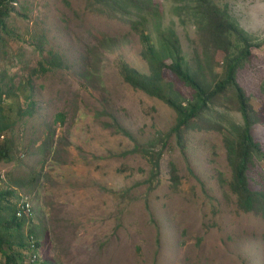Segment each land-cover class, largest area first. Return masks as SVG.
Returning <instances> with one entry per match:
<instances>
[{
    "label": "rangeland",
    "instance_id": "1",
    "mask_svg": "<svg viewBox=\"0 0 264 264\" xmlns=\"http://www.w3.org/2000/svg\"><path fill=\"white\" fill-rule=\"evenodd\" d=\"M152 2L160 20L90 0H17L12 36L0 46V79L17 96L5 101L12 131L0 142L11 144L12 160L0 163V188L14 191V204L20 196L31 204L22 232H34L49 264H264V217L242 211L229 189L224 136L242 124L231 94L186 133L183 152L171 135L176 114L121 78L123 64L150 74L142 34L158 50L157 29L177 34L191 66H223L184 4ZM214 3L235 20L231 0ZM248 35L258 46L236 80L257 114L251 134L264 151V38ZM164 78L193 99L169 71ZM30 103L32 115L20 118ZM136 145L163 151L156 175ZM246 177L264 191V160Z\"/></svg>",
    "mask_w": 264,
    "mask_h": 264
},
{
    "label": "trees",
    "instance_id": "2",
    "mask_svg": "<svg viewBox=\"0 0 264 264\" xmlns=\"http://www.w3.org/2000/svg\"><path fill=\"white\" fill-rule=\"evenodd\" d=\"M97 5L108 6L117 12L128 14L125 9L138 11L142 20H147L155 12L152 0H90ZM174 3L184 4L181 9L187 11L195 20L203 43L222 55L223 66L220 72L213 73V64L203 67L201 63L195 68L190 65L183 55L181 42L176 33L169 30L157 29L158 50L151 44L150 36L142 34L146 50L142 53L149 75H143L123 64L120 75L125 84L134 91L141 92L150 98L164 103L176 114V125L171 135L176 138L177 145L184 152L186 133L196 130L203 123L204 114L217 106L221 100L231 94L236 110L240 113L242 124H233L228 135L224 136L227 162L231 169L229 189L236 197L237 206L245 213H254L264 217V191L250 189L246 173L255 160H264V151L251 134V129L259 120L250 97L236 80L237 71L251 59L253 47L258 45L238 26L229 15L227 8H220L214 0H173ZM17 0H0V46L6 45L5 36L11 37L9 20L15 12L14 4ZM146 17V19H145ZM160 20V19H159ZM159 24H157L158 26ZM59 58L53 56L51 64H58ZM41 69L45 72L43 65ZM165 71L177 77L194 95L192 100H186L178 92L170 88L164 78ZM208 76V77H207ZM17 96L12 89L5 90V84L0 79V140L12 131L11 121L6 114L5 101ZM34 103H30L26 111L19 109L20 118L31 116ZM131 138V136L122 131ZM147 151L136 145L133 153H140L148 158L156 175L163 151ZM12 160L11 144L4 140L0 142V163L8 164ZM174 182L178 180L176 170L172 171ZM14 191L0 188V264H27L28 238L35 239L36 248L39 244L37 236L32 230L23 234L22 229L28 218L16 216L17 207L12 202ZM46 262V261H45ZM45 264H49L46 262Z\"/></svg>",
    "mask_w": 264,
    "mask_h": 264
},
{
    "label": "clouds",
    "instance_id": "3",
    "mask_svg": "<svg viewBox=\"0 0 264 264\" xmlns=\"http://www.w3.org/2000/svg\"><path fill=\"white\" fill-rule=\"evenodd\" d=\"M255 8L264 9V0H257L256 4H251L250 0H231V12L237 26L247 34L264 38V15L252 11Z\"/></svg>",
    "mask_w": 264,
    "mask_h": 264
},
{
    "label": "built area",
    "instance_id": "4",
    "mask_svg": "<svg viewBox=\"0 0 264 264\" xmlns=\"http://www.w3.org/2000/svg\"><path fill=\"white\" fill-rule=\"evenodd\" d=\"M2 178L0 177V183ZM17 212L16 216L18 218H29L32 213V206L29 201L24 197L20 196L16 203ZM28 247L30 252L28 253L27 264H45V259L43 258L42 250L40 247L36 248L35 239L32 236L28 238Z\"/></svg>",
    "mask_w": 264,
    "mask_h": 264
}]
</instances>
